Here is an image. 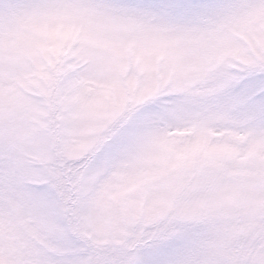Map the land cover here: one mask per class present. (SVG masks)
I'll return each mask as SVG.
<instances>
[{"label": "snow or ice", "instance_id": "1", "mask_svg": "<svg viewBox=\"0 0 264 264\" xmlns=\"http://www.w3.org/2000/svg\"><path fill=\"white\" fill-rule=\"evenodd\" d=\"M0 264H264V0H0Z\"/></svg>", "mask_w": 264, "mask_h": 264}, {"label": "rangeland", "instance_id": "2", "mask_svg": "<svg viewBox=\"0 0 264 264\" xmlns=\"http://www.w3.org/2000/svg\"><path fill=\"white\" fill-rule=\"evenodd\" d=\"M36 152H38V146H34L33 151L31 153H29L30 155L35 154ZM112 237L108 236V237H102V239H111Z\"/></svg>", "mask_w": 264, "mask_h": 264}]
</instances>
